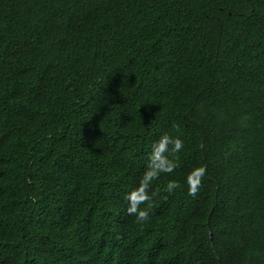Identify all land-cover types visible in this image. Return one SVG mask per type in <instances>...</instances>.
Segmentation results:
<instances>
[{"label":"trees","instance_id":"1","mask_svg":"<svg viewBox=\"0 0 264 264\" xmlns=\"http://www.w3.org/2000/svg\"><path fill=\"white\" fill-rule=\"evenodd\" d=\"M0 264H264V0H0Z\"/></svg>","mask_w":264,"mask_h":264},{"label":"clouds","instance_id":"2","mask_svg":"<svg viewBox=\"0 0 264 264\" xmlns=\"http://www.w3.org/2000/svg\"><path fill=\"white\" fill-rule=\"evenodd\" d=\"M173 127H178L174 125ZM184 148V140L180 135H172L169 132H163L158 139L150 144V151L147 155L145 169L138 183L127 194V212L134 215L138 223L149 219L150 208L146 202H150L156 195L155 190L151 189V182L161 176L162 173H172L176 168L177 155ZM206 169L203 165L193 167L184 177L189 195H196L205 176ZM181 187V182L177 179H168L163 187V191L172 193ZM144 204L145 207H141Z\"/></svg>","mask_w":264,"mask_h":264}]
</instances>
